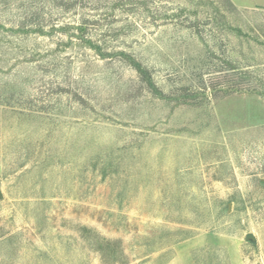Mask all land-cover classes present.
Instances as JSON below:
<instances>
[{"label":"rangeland","instance_id":"1","mask_svg":"<svg viewBox=\"0 0 264 264\" xmlns=\"http://www.w3.org/2000/svg\"><path fill=\"white\" fill-rule=\"evenodd\" d=\"M0 189V264H264V0H0Z\"/></svg>","mask_w":264,"mask_h":264},{"label":"trees","instance_id":"2","mask_svg":"<svg viewBox=\"0 0 264 264\" xmlns=\"http://www.w3.org/2000/svg\"><path fill=\"white\" fill-rule=\"evenodd\" d=\"M79 30H83V29L80 27ZM87 43H89L90 47H91L92 49H95L99 55H101L102 57H103V56L105 57L106 54L103 53L102 49H101L99 46H97L96 44H94V43H93L92 41H90V40L87 41ZM135 66L137 67V70H138L140 73H143V74L145 73V71L143 70L142 65H140V64H136Z\"/></svg>","mask_w":264,"mask_h":264},{"label":"water","instance_id":"3","mask_svg":"<svg viewBox=\"0 0 264 264\" xmlns=\"http://www.w3.org/2000/svg\"><path fill=\"white\" fill-rule=\"evenodd\" d=\"M3 198V194H2V191L0 189V199ZM248 239L250 240H255V237L254 236H249Z\"/></svg>","mask_w":264,"mask_h":264}]
</instances>
